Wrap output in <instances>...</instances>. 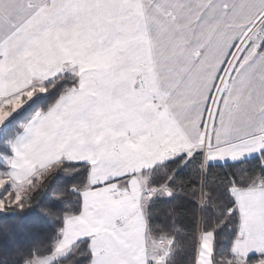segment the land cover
<instances>
[{"label": "snow or ice", "instance_id": "6c2138e0", "mask_svg": "<svg viewBox=\"0 0 264 264\" xmlns=\"http://www.w3.org/2000/svg\"><path fill=\"white\" fill-rule=\"evenodd\" d=\"M0 264H264V0H0Z\"/></svg>", "mask_w": 264, "mask_h": 264}]
</instances>
